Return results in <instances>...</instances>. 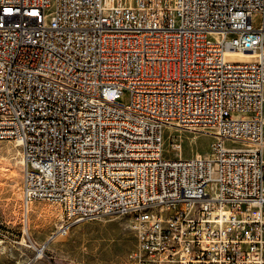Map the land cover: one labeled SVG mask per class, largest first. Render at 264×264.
I'll list each match as a JSON object with an SVG mask.
<instances>
[{"label": "built area", "instance_id": "built-area-1", "mask_svg": "<svg viewBox=\"0 0 264 264\" xmlns=\"http://www.w3.org/2000/svg\"><path fill=\"white\" fill-rule=\"evenodd\" d=\"M263 103L264 0H0L24 208L57 205L64 236L126 216L130 264H264ZM166 126L213 136L210 155L165 156Z\"/></svg>", "mask_w": 264, "mask_h": 264}, {"label": "rangeland", "instance_id": "rangeland-1", "mask_svg": "<svg viewBox=\"0 0 264 264\" xmlns=\"http://www.w3.org/2000/svg\"><path fill=\"white\" fill-rule=\"evenodd\" d=\"M251 22L253 28H258L262 15L253 13ZM235 36L229 33L226 39ZM128 98L124 91L119 102L127 103ZM162 140L165 156L188 159L196 154L209 156L215 138L166 126ZM171 142L178 143L180 149H173ZM22 163L19 148L11 141H0V264H130L135 234L126 216L97 217L74 225L65 237L49 239L59 225L60 208L36 200L28 204V212L25 210Z\"/></svg>", "mask_w": 264, "mask_h": 264}, {"label": "bare ground", "instance_id": "bare-ground-1", "mask_svg": "<svg viewBox=\"0 0 264 264\" xmlns=\"http://www.w3.org/2000/svg\"><path fill=\"white\" fill-rule=\"evenodd\" d=\"M229 55H231V56H235V57H237V58H239V59H248L249 58V55H247V53H243V54H238V53H229ZM27 212H28V207H27ZM26 212V213H27ZM56 235H58V236H60V237H65L64 235H60V234H58V233H54L53 234V236L51 237V239H53Z\"/></svg>", "mask_w": 264, "mask_h": 264}, {"label": "water", "instance_id": "water-1", "mask_svg": "<svg viewBox=\"0 0 264 264\" xmlns=\"http://www.w3.org/2000/svg\"><path fill=\"white\" fill-rule=\"evenodd\" d=\"M42 248V247H41ZM39 250H41V249H39Z\"/></svg>", "mask_w": 264, "mask_h": 264}]
</instances>
